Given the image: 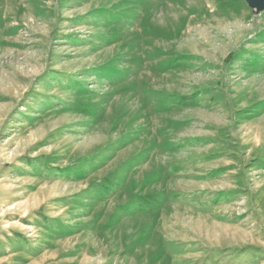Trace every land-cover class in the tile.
<instances>
[{
    "label": "rangeland",
    "instance_id": "374dc122",
    "mask_svg": "<svg viewBox=\"0 0 264 264\" xmlns=\"http://www.w3.org/2000/svg\"><path fill=\"white\" fill-rule=\"evenodd\" d=\"M0 264H264V11L0 0Z\"/></svg>",
    "mask_w": 264,
    "mask_h": 264
},
{
    "label": "water",
    "instance_id": "95a60500",
    "mask_svg": "<svg viewBox=\"0 0 264 264\" xmlns=\"http://www.w3.org/2000/svg\"><path fill=\"white\" fill-rule=\"evenodd\" d=\"M247 5L257 13L264 11V0H245Z\"/></svg>",
    "mask_w": 264,
    "mask_h": 264
}]
</instances>
